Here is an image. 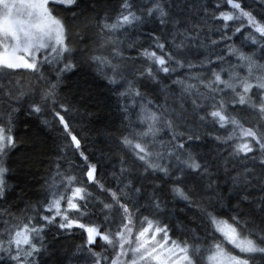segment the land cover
<instances>
[{
  "label": "snow or ice",
  "instance_id": "6c2138e0",
  "mask_svg": "<svg viewBox=\"0 0 264 264\" xmlns=\"http://www.w3.org/2000/svg\"><path fill=\"white\" fill-rule=\"evenodd\" d=\"M85 73L108 152L90 87L65 93ZM36 122L26 198L8 161ZM0 264H264V0H0Z\"/></svg>",
  "mask_w": 264,
  "mask_h": 264
},
{
  "label": "trees",
  "instance_id": "16d2710c",
  "mask_svg": "<svg viewBox=\"0 0 264 264\" xmlns=\"http://www.w3.org/2000/svg\"><path fill=\"white\" fill-rule=\"evenodd\" d=\"M83 75L84 78H81L79 75H70L64 85L65 93L73 94L79 100L80 90L90 87L94 100L88 111L92 112L93 115L83 120V123L86 125L85 131L89 135L90 142L95 143L97 148L108 152L111 142L106 140L105 133H110L114 130L109 126L114 102L110 99L109 93L104 89L103 81L91 73ZM85 79L87 83H85ZM79 119L77 117L78 121ZM118 126L117 123L116 127ZM50 136L51 134L47 133L40 126L39 122H36L27 130V136H25V130L22 126L17 131V137L22 139L23 142L9 156V166L13 170L10 182L17 185V193L22 191L26 198H31L33 192L38 189L39 185L36 183V180L43 175L54 157V148ZM33 141L36 143L34 144ZM112 147L114 148V146ZM108 154L113 157V162H115L114 152H109ZM80 242L79 232L62 241L63 244L69 247Z\"/></svg>",
  "mask_w": 264,
  "mask_h": 264
}]
</instances>
